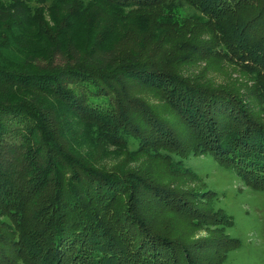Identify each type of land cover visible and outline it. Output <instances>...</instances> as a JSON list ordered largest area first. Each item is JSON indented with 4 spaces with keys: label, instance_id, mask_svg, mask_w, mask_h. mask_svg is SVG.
<instances>
[{
    "label": "trees",
    "instance_id": "obj_1",
    "mask_svg": "<svg viewBox=\"0 0 264 264\" xmlns=\"http://www.w3.org/2000/svg\"><path fill=\"white\" fill-rule=\"evenodd\" d=\"M204 53L264 88V0H0V264H226L234 218L175 179L173 158L203 150L263 187L264 118L189 73ZM109 146L138 165H108ZM178 221L214 237L172 239Z\"/></svg>",
    "mask_w": 264,
    "mask_h": 264
},
{
    "label": "rangeland",
    "instance_id": "obj_2",
    "mask_svg": "<svg viewBox=\"0 0 264 264\" xmlns=\"http://www.w3.org/2000/svg\"><path fill=\"white\" fill-rule=\"evenodd\" d=\"M52 12L46 6L44 16L51 24L54 23ZM173 13L178 21H182L188 17L189 10L178 7L173 10ZM204 32L205 30L201 33ZM186 68L189 73L204 77L215 88H224L234 95H249L252 100V103H249V107L250 109L254 108L252 113L264 118V109H262L264 88L261 85H254L249 79L251 78L250 74L242 66L236 65L216 54L204 53L195 54L194 61L189 62ZM137 91L144 96L151 106L158 107L163 104L157 92L148 88L137 89ZM261 121L264 122V119H261ZM126 151L130 152L129 150L109 146L108 150L102 151L106 157L105 163L124 167L138 165L135 158L139 157V155H132L126 153ZM179 158L180 156L177 155L173 160L183 166L177 167V174L180 175H174L173 171L170 170L169 164L161 159L158 160L162 161L164 166L161 164L157 166L156 164L154 171L156 173L164 174L166 172L165 174H173L175 179L180 178L182 182L188 183L192 190H197L201 195L205 194L208 198L213 196L210 192L211 190L217 192L214 193L217 195L216 204L224 214L223 221L231 224L234 218V224L229 228V234L240 241V245L237 248L230 250L226 264H264V190H262L264 186H253L254 189L249 190L248 186L243 183V179L236 172L224 166L223 160H219L211 153L205 155L203 150L199 151V153L190 154L186 158ZM140 160L145 162L148 159L147 156H140L139 164ZM185 168L190 169L196 176H191V174L186 172ZM204 211L213 216L212 209L207 208V205H204ZM0 220L9 221L10 219L5 214H0ZM211 221L221 228V218L214 217ZM188 224L190 223L186 221L184 223L175 222L177 233L170 237L172 239L179 238L182 242L193 240L190 236L203 239L214 237V234L203 226L195 229L191 228L192 230L194 229L191 234L183 235L185 234L184 230H190ZM222 239L221 243L228 246L231 245V242L226 241L224 237ZM221 243H217V245H222ZM214 245L212 249L208 250L207 248L206 255L211 251L212 257L215 256V260H220L222 252L216 251ZM233 245L235 246L236 244L232 240L231 246ZM201 254L204 255L203 253Z\"/></svg>",
    "mask_w": 264,
    "mask_h": 264
}]
</instances>
